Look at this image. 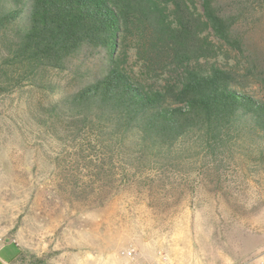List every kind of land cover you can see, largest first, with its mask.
Masks as SVG:
<instances>
[{"label":"trees","instance_id":"16d2710c","mask_svg":"<svg viewBox=\"0 0 264 264\" xmlns=\"http://www.w3.org/2000/svg\"><path fill=\"white\" fill-rule=\"evenodd\" d=\"M235 22L214 0L200 10L193 0H0V81L55 93L34 102L32 117L58 139L83 136L107 158V174L102 163L95 175L111 185L128 169L228 148L264 165V99L246 92L250 68L224 61L206 35L243 52ZM129 47L137 71L124 67ZM54 70L69 72L73 87L52 80ZM98 179L73 188L103 186ZM20 252L5 243L0 258Z\"/></svg>","mask_w":264,"mask_h":264},{"label":"rangeland","instance_id":"374dc122","mask_svg":"<svg viewBox=\"0 0 264 264\" xmlns=\"http://www.w3.org/2000/svg\"><path fill=\"white\" fill-rule=\"evenodd\" d=\"M193 1L200 10V0ZM214 5L235 17L233 34L243 52L210 29L206 35L227 55L224 61L250 68L246 92L264 99V0ZM131 48L124 67L137 71ZM49 76L65 89L75 84L67 71ZM2 81L0 248L15 242L21 250L10 264H113L130 243L148 259L160 249L181 264H244L264 254V165L228 148L174 165L128 169L125 180L111 185L108 175H95L102 163L107 174V158L83 136L58 139L32 117L34 102L55 93L25 80ZM88 180L98 182L73 188Z\"/></svg>","mask_w":264,"mask_h":264},{"label":"built area","instance_id":"2783aa9c","mask_svg":"<svg viewBox=\"0 0 264 264\" xmlns=\"http://www.w3.org/2000/svg\"><path fill=\"white\" fill-rule=\"evenodd\" d=\"M113 264H181L172 261L164 250H156L153 259L146 258L132 243L120 248ZM244 264H264L259 257H252Z\"/></svg>","mask_w":264,"mask_h":264},{"label":"crops","instance_id":"0c3cea01","mask_svg":"<svg viewBox=\"0 0 264 264\" xmlns=\"http://www.w3.org/2000/svg\"><path fill=\"white\" fill-rule=\"evenodd\" d=\"M254 257H259L262 261H264V254L263 255H259V256H254ZM0 261H1L2 264H10V263H12L10 261L8 262V261H6L4 259H1V258H0Z\"/></svg>","mask_w":264,"mask_h":264}]
</instances>
